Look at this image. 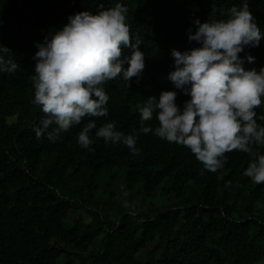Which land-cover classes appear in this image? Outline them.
I'll return each instance as SVG.
<instances>
[{
  "label": "trees",
  "instance_id": "obj_1",
  "mask_svg": "<svg viewBox=\"0 0 264 264\" xmlns=\"http://www.w3.org/2000/svg\"><path fill=\"white\" fill-rule=\"evenodd\" d=\"M101 2L128 7L126 22L141 40L145 67L128 87L120 77L103 85L109 96L107 117H86L49 142L33 131L44 116L32 103L34 42L62 27L69 15L95 13L98 0H0V45L12 51L19 65L15 74H0V264L264 262V183L243 175L252 153L226 152L222 168L202 173V163L187 147L152 132L139 133L137 110L148 97L168 90L176 91L175 102L182 107L189 97L167 79L174 70L171 50L198 47L187 39L188 31L195 30L193 20L204 22L213 7L217 18H224L219 9L239 7L242 0ZM247 3L264 32V0ZM130 51L123 49V54ZM245 53L255 58L245 62L246 69L264 66V40L239 55ZM88 119L97 127L114 121L124 134L138 133V153L96 138L95 130L89 148L80 147L77 134ZM144 124L154 129L157 121ZM252 152L264 154V146L253 145ZM117 178L134 194L149 197L158 189L172 201L165 209L149 211L129 200L118 203L113 190ZM72 208L75 215L66 221ZM90 244L94 248L89 250Z\"/></svg>",
  "mask_w": 264,
  "mask_h": 264
},
{
  "label": "clouds",
  "instance_id": "obj_2",
  "mask_svg": "<svg viewBox=\"0 0 264 264\" xmlns=\"http://www.w3.org/2000/svg\"><path fill=\"white\" fill-rule=\"evenodd\" d=\"M97 11L76 12L67 23L34 42L37 49L31 77L34 88L32 103L44 114L33 131L37 139L45 135L54 142L61 133L81 124L86 117L109 115L103 85L120 77L126 87L139 77L145 67L141 40L130 33L126 22L128 7L122 3L105 7L98 0ZM212 8L204 22L193 20L195 30L187 39L196 42L183 52L171 50L174 70L167 79L175 89L189 97L182 107L175 102L176 91H161L158 98L148 97L137 105L141 126L139 133L152 132L160 139L187 147L202 163L203 170L215 172L226 163V152L252 153L243 175L257 184L264 183V154L252 152V146H264V66L259 71L246 69L245 62L254 57L245 48H254L264 40L247 0L227 9ZM130 49V54H123ZM127 64V67L124 65ZM19 65L12 51L0 45V74H15ZM260 109V112H257ZM153 118V129L145 121ZM50 129V130H49ZM94 136L106 143L123 144L137 154L138 133L124 134L114 121L97 127L88 119L77 134V143L89 148ZM230 185L225 182V187Z\"/></svg>",
  "mask_w": 264,
  "mask_h": 264
},
{
  "label": "rangeland",
  "instance_id": "obj_3",
  "mask_svg": "<svg viewBox=\"0 0 264 264\" xmlns=\"http://www.w3.org/2000/svg\"><path fill=\"white\" fill-rule=\"evenodd\" d=\"M113 190L115 192L114 200L118 203H126L128 200L133 202L137 209L149 211L150 208H158V209H165L167 205L172 201L170 196H164L158 192V189L151 194L149 197H144L143 195L134 194L135 189L131 191L124 188L121 178L115 179L113 183ZM82 211V210H81ZM75 215V209H69L68 211V218L66 221L69 220L70 217ZM111 215H113L111 213ZM87 217V216H86ZM153 246L152 243H148L146 245V249H150ZM89 250L94 248L93 244L89 245ZM61 262V259L59 260ZM256 264H264V262H258Z\"/></svg>",
  "mask_w": 264,
  "mask_h": 264
}]
</instances>
